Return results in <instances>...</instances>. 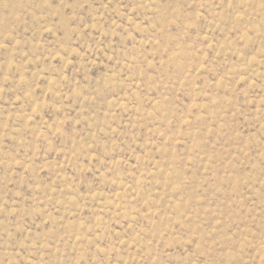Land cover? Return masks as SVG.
<instances>
[{"label": "rangeland", "instance_id": "374dc122", "mask_svg": "<svg viewBox=\"0 0 264 264\" xmlns=\"http://www.w3.org/2000/svg\"><path fill=\"white\" fill-rule=\"evenodd\" d=\"M0 264H264V0H0Z\"/></svg>", "mask_w": 264, "mask_h": 264}]
</instances>
